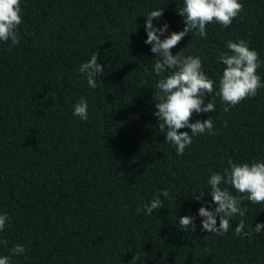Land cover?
<instances>
[{
	"label": "trees",
	"instance_id": "1",
	"mask_svg": "<svg viewBox=\"0 0 264 264\" xmlns=\"http://www.w3.org/2000/svg\"><path fill=\"white\" fill-rule=\"evenodd\" d=\"M240 2L230 26L210 23L205 37L190 32L171 49L198 56L216 82L205 97L215 111L191 118H211L216 134L193 136L178 155L154 115L162 77L144 22L162 8L153 19L168 24L161 39L182 30L183 0H20V41H0V214L9 216L0 256L20 244L11 264H264V231L235 234L240 219L246 232L264 223V203L242 200L245 217L222 235L202 230L198 215L212 200L211 173L223 175L229 160L264 162V87L235 106L216 95L229 40L258 52L264 83V0ZM97 53L104 73L93 89L79 67ZM82 97L87 121L73 115ZM165 189L163 207L147 214ZM183 215L194 230L180 226Z\"/></svg>",
	"mask_w": 264,
	"mask_h": 264
},
{
	"label": "clouds",
	"instance_id": "2",
	"mask_svg": "<svg viewBox=\"0 0 264 264\" xmlns=\"http://www.w3.org/2000/svg\"><path fill=\"white\" fill-rule=\"evenodd\" d=\"M243 11L240 0H183V7L177 13L184 17V28L173 31L161 39L168 29L167 22L157 27L153 19H159L163 15V9L150 11L145 19L144 26L147 38L144 43L151 45V52L155 54L156 60L152 71L162 78L156 84L157 93L154 115L162 123L159 124L161 132H165V140L171 142L178 155H182L185 148L192 143L193 136L207 133L215 135L214 124L211 118L197 119L191 122L193 113H209L215 111L212 101L205 102V97L213 93L216 84L202 70V61L198 56H184L180 52L172 54L171 49L190 32L195 31L199 36L205 37L206 26L218 22L221 26H230L233 19ZM20 0H0V41H11L16 45L20 41L19 25L23 23ZM228 52H221L218 60L224 65L222 75L218 83L216 95L220 97L225 105L235 106L242 100L254 97L257 90L264 87L261 76L257 69L261 61L258 52L250 48L249 42L238 39L233 42L229 40L226 44ZM171 70V71H169ZM147 71V69H145ZM80 74L86 78L91 88H96V77L104 73V67L98 63V53L93 54L87 62L79 67ZM163 73H167L163 75ZM228 106L224 111L228 112ZM73 115L82 120L88 119V104L85 98H80L75 104ZM188 128V131H178ZM221 172H213L210 175L211 203L207 207L204 202L198 209V215L202 217L200 226L202 230L217 235L226 233L230 228V221L235 216L245 217L247 207H241L244 199L252 203H264V162H236L229 160L228 167ZM230 185L236 192L243 195H233L227 187ZM162 195L169 197L165 189L149 203L144 205V211L151 214L153 210L163 207ZM205 194L194 196L201 200ZM212 204L215 207H212ZM139 211V209H138ZM194 217L183 215L179 218L180 226L187 230L190 226L195 228ZM218 219V225H217ZM9 220L7 213L0 214V230L6 226ZM245 221L240 219L235 227V234L247 237L264 231V223H256L250 231H244ZM6 244V241H0ZM26 251L24 246L17 244L9 250L10 255L0 256V264H11L12 255H20ZM134 258V257H133Z\"/></svg>",
	"mask_w": 264,
	"mask_h": 264
}]
</instances>
